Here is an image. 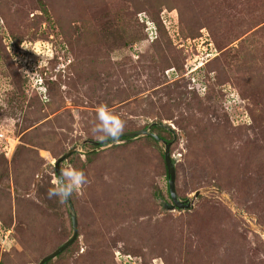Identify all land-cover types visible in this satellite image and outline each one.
<instances>
[{
	"label": "rangeland",
	"instance_id": "rangeland-1",
	"mask_svg": "<svg viewBox=\"0 0 264 264\" xmlns=\"http://www.w3.org/2000/svg\"><path fill=\"white\" fill-rule=\"evenodd\" d=\"M202 1L194 37L183 36L174 3L158 13L174 51L202 66L188 72L154 65L156 25L129 0H19L26 11L14 29L0 18V219L10 224L0 223V264H37L70 237L66 204L48 190L56 159L78 145L59 163L87 176L71 197L77 237L46 264H264L261 0ZM100 105L123 133L163 118L178 198L200 190L190 208L170 207L151 140L92 143Z\"/></svg>",
	"mask_w": 264,
	"mask_h": 264
},
{
	"label": "trees",
	"instance_id": "trees-1",
	"mask_svg": "<svg viewBox=\"0 0 264 264\" xmlns=\"http://www.w3.org/2000/svg\"><path fill=\"white\" fill-rule=\"evenodd\" d=\"M241 1L248 3V5H252V3H254V2H258V0H241ZM129 2L133 6V13L134 14H137L139 12L144 11L147 14V16L149 17L150 21L156 25V28H155L156 35H155L154 40L152 42V47H153V50H154V53H155L156 59H157L155 64H154L156 67L160 68L161 71H165L167 69H173L176 71L184 70V72H188L193 68L200 69L202 67V66L196 67V58H194V57L191 58V56L190 57L188 56L189 59H191V61H189L188 58H184L182 56L181 52L176 53L174 51V48L171 45V41L169 40V37L167 36L164 25L161 23V21L159 19L158 13L163 6L168 7V9H172V4L174 3L176 5L175 9H177V11H178V15H179V19L181 20V23H184V25H185L184 28H185L186 32H184V33L182 32L183 36L184 37H194L198 34V31L200 28L199 21H198V19H196V16L200 15V13H202V10L208 8L209 2L202 1V0H189V2L188 1L181 2V0H129ZM259 5H261V11L258 14V17H256V19L254 20L255 21L254 24H257V23L264 21V0H261V2H259ZM25 11H26V8L24 9L23 3L19 2V0H0V18L3 20L4 24L9 29H14V27L19 22H21V20H23V14H25ZM254 14L255 13H253L252 15H254ZM214 15H215V17L217 16V18H220L219 15H217V14H214ZM11 16H13V17L11 18ZM221 16H222V13H221ZM204 19H207V17H205ZM222 20L225 22L223 16H222ZM241 27H243V29H244L243 31H247L249 29L250 25L244 23V24H242ZM259 29H260L259 31H261L263 34L264 33V25ZM220 50H221V48H220ZM69 51L73 57L78 58L77 53H75L70 47H69ZM254 54L259 55L258 53H254ZM89 55L90 56H87L88 62L92 61L91 50H90ZM218 58H215L214 60H211L210 62H205V65L202 64V65H204L203 68L207 73H210L212 71L213 67L215 66V61ZM256 58L261 59V61H262V59H264V56L259 55ZM258 65H256V64H251L250 66L246 65V70L250 71V73H251L250 76L254 74L255 68ZM183 84L185 87H189V85H191L190 79L185 78ZM196 88L195 89H193V88L189 89L188 88V91L191 93V95L189 97L190 101H196V98L198 97L197 96L198 92H197ZM182 93L185 94V92H182ZM124 100L125 99L120 100L119 103H121V105L125 104V102H123ZM186 110H187V112H190L189 108H187ZM162 119L163 118L160 117V115H159L157 117V120L151 121L149 123H144L141 126L134 129L133 131L143 129L147 126H150L151 132L157 134L159 137L166 140L167 142L172 141L174 139V132H173V130H171L169 128L168 125H166L165 123L162 122ZM124 128H125V126H124ZM122 138H125V139H127V141L130 142V139H128V138H126V137H122ZM139 139H149L157 146V149L159 150V153H160V159L162 160V165H163L165 172H166V165L164 162L162 147L157 145L158 144L157 141L152 136H149V135L148 136H142ZM93 146L94 145H90V147H93ZM71 157L72 156L68 157L67 161L71 160ZM166 176H167V173H166ZM55 178H56V172L54 170V179ZM157 191L155 190L153 192V197L158 202L157 204H160L159 203L160 201H161V203L163 202V195L160 193L159 190H157ZM167 195L170 199V196L168 193V186H167ZM179 198L185 199V198H181V197H179ZM173 209H176V208H173ZM66 211H67V209H66ZM67 213H68V211H67ZM68 218L70 219L69 214H68ZM0 223H1V225L5 226V227L7 226V228L10 225L8 223L4 224V222H2L1 219H0ZM70 224H71V220H70ZM48 261H46L43 264H46ZM111 264H115V263L112 261Z\"/></svg>",
	"mask_w": 264,
	"mask_h": 264
},
{
	"label": "water",
	"instance_id": "water-1",
	"mask_svg": "<svg viewBox=\"0 0 264 264\" xmlns=\"http://www.w3.org/2000/svg\"><path fill=\"white\" fill-rule=\"evenodd\" d=\"M152 136L158 143L159 145L162 147L163 150V156H164V162L166 165V173H167V186H168V193L171 199V204L170 207L173 208H179V209H188L193 205V199H195L197 197V195L200 194V190H196L193 195L192 198L186 197L185 199H180L178 198L176 192H175V188H174V179H175V170H174V163L176 162V158H172L170 156L169 153V146L171 141L167 142L166 140L162 139L161 137H159L157 134L153 133L150 131V126H147L143 129H139V130H135L132 132H125L122 133L120 135V137L117 140H113L111 138L103 140V141H92V143L94 145L100 146V147H104V146H109V145H114L117 144L121 141H125L127 139L122 138V137H126L128 139H134L137 137H142V136ZM80 146H73L70 149H68L63 155H61L59 158L56 159L55 163H54V167H55V172H56V176L59 174L60 172V167H59V163L66 159L72 152L74 151H80ZM214 191H219L216 188H212ZM68 213H69V217L71 220V227H72V232L70 237L63 242L61 245H59L56 249H54L52 252H50L49 254L43 256L39 262L37 264H43L46 261H48L49 259L55 257L57 254H59L63 249H65L76 237H77V217L75 214V210L73 207V204L71 202V199L65 201Z\"/></svg>",
	"mask_w": 264,
	"mask_h": 264
},
{
	"label": "clouds",
	"instance_id": "clouds-1",
	"mask_svg": "<svg viewBox=\"0 0 264 264\" xmlns=\"http://www.w3.org/2000/svg\"><path fill=\"white\" fill-rule=\"evenodd\" d=\"M96 120L92 131L100 141L106 139L117 140L124 130V121L119 115L111 111L106 105H100L96 111ZM87 183V176L83 170L72 166L62 168L56 176L53 187L48 190L49 198L58 197L60 202L69 200L73 193H79Z\"/></svg>",
	"mask_w": 264,
	"mask_h": 264
},
{
	"label": "built area",
	"instance_id": "built-area-1",
	"mask_svg": "<svg viewBox=\"0 0 264 264\" xmlns=\"http://www.w3.org/2000/svg\"><path fill=\"white\" fill-rule=\"evenodd\" d=\"M10 230V229H9ZM8 230V231H9ZM11 231V230H10ZM123 264H130V261L129 260H126V261H124V263Z\"/></svg>",
	"mask_w": 264,
	"mask_h": 264
}]
</instances>
